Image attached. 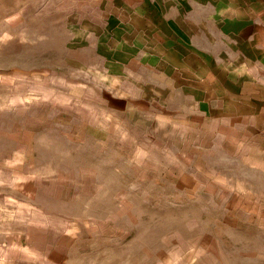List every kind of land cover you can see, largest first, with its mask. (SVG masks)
Returning a JSON list of instances; mask_svg holds the SVG:
<instances>
[{"label":"rangeland","instance_id":"1","mask_svg":"<svg viewBox=\"0 0 264 264\" xmlns=\"http://www.w3.org/2000/svg\"><path fill=\"white\" fill-rule=\"evenodd\" d=\"M85 44L75 0H0V264H264V123L120 102Z\"/></svg>","mask_w":264,"mask_h":264},{"label":"crops","instance_id":"2","mask_svg":"<svg viewBox=\"0 0 264 264\" xmlns=\"http://www.w3.org/2000/svg\"><path fill=\"white\" fill-rule=\"evenodd\" d=\"M77 33L120 102L204 132L264 123V0H75Z\"/></svg>","mask_w":264,"mask_h":264}]
</instances>
